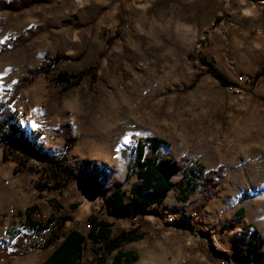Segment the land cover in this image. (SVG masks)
I'll list each match as a JSON object with an SVG mask.
<instances>
[{
  "label": "rangeland",
  "instance_id": "374dc122",
  "mask_svg": "<svg viewBox=\"0 0 264 264\" xmlns=\"http://www.w3.org/2000/svg\"><path fill=\"white\" fill-rule=\"evenodd\" d=\"M39 26L0 54V102L47 54L65 55L53 72L80 77L50 82L41 73L11 108L34 149L65 153L82 177L59 184L46 161L0 148V264H42L66 232H88L90 215L112 222L115 236L144 233L120 247L133 264H263L264 0H48L0 10V44ZM65 135L77 136L67 150ZM149 136L166 139L161 153L184 157L188 175L148 213L117 217L87 187L119 185L132 199L141 182L133 148ZM219 165L203 206L202 178ZM255 230L262 245L251 251ZM105 251L88 239L86 262L112 264L117 250Z\"/></svg>",
  "mask_w": 264,
  "mask_h": 264
},
{
  "label": "trees",
  "instance_id": "16d2710c",
  "mask_svg": "<svg viewBox=\"0 0 264 264\" xmlns=\"http://www.w3.org/2000/svg\"><path fill=\"white\" fill-rule=\"evenodd\" d=\"M44 1L48 0H12L10 2L0 0V10L10 9L13 11H19L34 3ZM63 24H69V21L65 20L63 21ZM42 30V26H39L36 29L29 28L26 33L0 44V54L24 46L26 42L31 40L32 37ZM64 57L66 56H51L47 54L44 62L39 67L30 69L27 74L19 80L13 88L11 97L0 102V148L4 147L21 150L27 156H35L41 161H46L47 167L53 171L59 184H65L68 180L75 181L76 179H81L82 173L69 164L65 153L48 155L44 152H40L38 149H34L33 140L31 138L33 132L27 131L26 128L20 124L16 117V113L12 111L11 104L17 98L19 91L32 83L37 75L41 73L48 74L50 82L71 83L73 78L80 77L81 74L72 73L67 70L53 72L52 66L55 62H58ZM263 73L264 71L259 72L258 75ZM216 75L222 79L219 74ZM223 83L227 88L235 87L241 89L237 84H231L224 80ZM68 126V123L62 124L61 129L68 131ZM76 140V135L72 137L65 135V150L71 147ZM163 145H168V141L160 136L141 137L136 141L133 148L135 156L133 164L135 172L141 179V182L138 186L132 187V199H126L119 185H113L105 190L87 187L88 191H92L98 197L103 198L106 202L109 213L116 215L117 217L148 213L149 207H152L154 204H162L169 192L175 189L177 185H181L184 181V177L188 175V171L184 164L185 158L181 157L180 159H173L169 156L163 155L161 153ZM223 171V165H219L216 169L205 171L199 189V200L202 201L203 206L206 205L212 197V194L215 192ZM177 176H180L181 178L176 183L173 179ZM34 208L35 206L26 213L29 218V224L32 228H35L40 224L30 218L32 215L31 211ZM154 212L158 215L156 211ZM88 220L91 225L87 233L78 228H73L66 232L63 239L57 244L56 248L48 255L42 264H96L88 263L84 259V251L88 239L93 241L104 240L107 251H112L121 246L124 242H131L144 236L143 232L131 234L126 230L122 231L118 236H113V230L111 228L113 223L108 220L100 219L95 215H90ZM180 228H182V226H180ZM258 235L259 232L255 230L250 236V241L252 243L250 246L251 251L259 249L262 245V242L259 241ZM23 241L24 237L20 238V242L23 243ZM52 242V240H49V243ZM33 246H35V243ZM3 254L4 257H10L12 255V253L7 251H4ZM133 263V255L130 252L123 250H119L113 259V264Z\"/></svg>",
  "mask_w": 264,
  "mask_h": 264
},
{
  "label": "crops",
  "instance_id": "0c3cea01",
  "mask_svg": "<svg viewBox=\"0 0 264 264\" xmlns=\"http://www.w3.org/2000/svg\"><path fill=\"white\" fill-rule=\"evenodd\" d=\"M16 116H17V118H18V114H17ZM208 170H209V169H208ZM206 171H207V170H206ZM170 192H171V191H170ZM170 192H169L168 196L170 195ZM168 196L165 198V200L168 199ZM176 199L179 200V198H177V197H176ZM165 200H164L163 202H165ZM173 202H174V201H173L172 199H169V201H168V205H169L170 203H173ZM109 222H110V221H109ZM111 223H112V222H111ZM90 225H91V223H90ZM113 225H114V224L111 225L112 230H113ZM89 228H90V226H89ZM88 230H89V229H88ZM86 233H87V232H86ZM112 235H113V232H112ZM113 236H115V235H113ZM100 242L104 243L105 241H104V240H100ZM120 247H121V246H119V247H117L116 249H113V250H117V251H116V253H117V252L120 250ZM113 250H112V251H113ZM112 251H107V249H106L105 253L108 254V253H111ZM116 253L114 254V256L116 255ZM85 254H86V249H85V251H84V259H85ZM113 259H114V257H113ZM113 259H112V264H113ZM85 261H86V260H85Z\"/></svg>",
  "mask_w": 264,
  "mask_h": 264
},
{
  "label": "snow or ice",
  "instance_id": "6c2138e0",
  "mask_svg": "<svg viewBox=\"0 0 264 264\" xmlns=\"http://www.w3.org/2000/svg\"><path fill=\"white\" fill-rule=\"evenodd\" d=\"M131 142V139L130 138H126L125 139V143H130Z\"/></svg>",
  "mask_w": 264,
  "mask_h": 264
}]
</instances>
